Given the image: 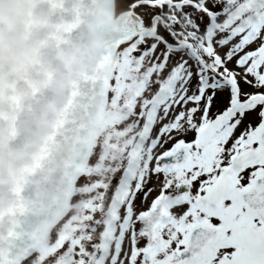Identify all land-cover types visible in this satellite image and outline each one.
<instances>
[{
    "label": "snow or ice",
    "instance_id": "6c2138e0",
    "mask_svg": "<svg viewBox=\"0 0 264 264\" xmlns=\"http://www.w3.org/2000/svg\"><path fill=\"white\" fill-rule=\"evenodd\" d=\"M34 3L56 52L93 22V0ZM112 13L95 70L64 87L16 176L5 151L56 87L35 61L0 86V264H264V0Z\"/></svg>",
    "mask_w": 264,
    "mask_h": 264
},
{
    "label": "water",
    "instance_id": "95a60500",
    "mask_svg": "<svg viewBox=\"0 0 264 264\" xmlns=\"http://www.w3.org/2000/svg\"><path fill=\"white\" fill-rule=\"evenodd\" d=\"M95 41V40H94ZM92 46H89V47H85L82 51H81V54L79 55L80 57H78L77 60H75L74 64H71L75 71H78L79 74L83 73L85 70H95V65L98 63V61L96 60V57H97V52H99V50L101 49V47H104V45L106 44L103 43L102 45L98 46L96 45L94 42H91ZM75 47V46H74ZM77 47H75L74 49L76 50ZM23 50H26L27 47H23L22 48ZM91 57L89 59V64L87 59ZM91 60H94V61H97V63H93L91 62ZM56 65H53L51 66V68H49V70H53L55 68ZM64 75L66 76V78L70 77V80L67 82V83H71V79H72V76H73V71L71 72L70 69H65V72H63Z\"/></svg>",
    "mask_w": 264,
    "mask_h": 264
},
{
    "label": "bare ground",
    "instance_id": "6f19581e",
    "mask_svg": "<svg viewBox=\"0 0 264 264\" xmlns=\"http://www.w3.org/2000/svg\"><path fill=\"white\" fill-rule=\"evenodd\" d=\"M111 7H112V1H111Z\"/></svg>",
    "mask_w": 264,
    "mask_h": 264
}]
</instances>
